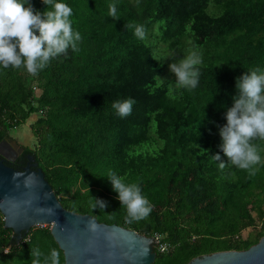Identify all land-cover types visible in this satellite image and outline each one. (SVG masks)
<instances>
[{
  "label": "trees",
  "instance_id": "16d2710c",
  "mask_svg": "<svg viewBox=\"0 0 264 264\" xmlns=\"http://www.w3.org/2000/svg\"><path fill=\"white\" fill-rule=\"evenodd\" d=\"M63 2L81 34L79 50L69 48L36 75L0 65V142L36 116L31 128L37 142L25 152L35 156L63 205L161 235L170 249L158 251L153 264H188L205 253L257 243L264 236V140L252 141L262 158L254 176L232 165L221 170L211 155L227 159L219 128L234 103L236 78L264 70V0ZM211 2L218 13L209 11ZM30 3L50 10L43 0ZM110 4L119 20L109 16ZM135 25L145 27L144 40L134 35ZM152 38L180 56L200 55L195 89L177 87L175 76L159 81L162 55ZM129 97L136 101L132 114L121 118L112 103ZM23 159L25 153L6 163L22 169ZM109 171L140 185L153 206L147 218H128ZM95 198L109 206L94 207ZM12 236L0 211V264H32L37 248L41 264L52 249L65 264L50 225L34 226L21 243Z\"/></svg>",
  "mask_w": 264,
  "mask_h": 264
},
{
  "label": "clouds",
  "instance_id": "9594fccd",
  "mask_svg": "<svg viewBox=\"0 0 264 264\" xmlns=\"http://www.w3.org/2000/svg\"><path fill=\"white\" fill-rule=\"evenodd\" d=\"M50 10L40 12L34 8L30 0H0V65L4 68H25L28 73L36 75L50 61L60 55H66L69 48L78 51L81 40L79 31L72 27V8L63 0H43ZM27 5V6H26ZM109 16L115 20L116 4L109 5ZM132 27V25H125ZM134 35L139 40L146 38L143 25H135ZM202 63L196 51L190 52L179 61L169 64V70L176 77L177 87L195 89L199 84L200 71L197 67ZM237 94L233 97V105L228 108L225 116L227 123L219 128L222 143L219 145L227 159H222L220 152L211 155L218 162L219 169L226 165L248 170L256 175L255 167L262 162L260 150L252 143L264 140V70L250 69L236 78ZM135 99L129 97L116 100L112 108L121 118L132 114ZM206 151V150H205ZM107 178L112 189L118 193L117 199L126 208L128 218L139 221L147 218L153 210L150 201L142 194L137 183H125L124 179L113 171ZM101 210L107 208L108 202L95 198ZM91 230L96 224L89 221ZM30 255L34 257L32 264H41V251L34 249ZM60 264V254L52 249L45 264Z\"/></svg>",
  "mask_w": 264,
  "mask_h": 264
},
{
  "label": "water",
  "instance_id": "95a60500",
  "mask_svg": "<svg viewBox=\"0 0 264 264\" xmlns=\"http://www.w3.org/2000/svg\"><path fill=\"white\" fill-rule=\"evenodd\" d=\"M22 151L17 141L0 143V154L11 161ZM0 211L17 243L34 226L50 225L65 264H153L157 258L155 235L66 208L32 154L24 169L0 159ZM90 220L96 224L95 231L89 227ZM188 264H264V236L247 249L205 253Z\"/></svg>",
  "mask_w": 264,
  "mask_h": 264
},
{
  "label": "rangeland",
  "instance_id": "374dc122",
  "mask_svg": "<svg viewBox=\"0 0 264 264\" xmlns=\"http://www.w3.org/2000/svg\"><path fill=\"white\" fill-rule=\"evenodd\" d=\"M209 11L212 14H216L218 13V9L216 7H214V3L211 2L209 5ZM164 24V21H160L157 22L155 25V29L157 31H160V24ZM156 39L152 38L151 41H155ZM158 41V40H157ZM157 41H155V45L154 48V52L156 53V55L161 56L162 59V72L159 76V81L161 83H163L166 80H170L172 79L175 75L170 72L169 70V64L171 62L174 61H179L180 59H183L185 56H187L188 54H186V52L184 51L183 54L180 56L179 52H170L169 50H166V45L164 43H158ZM36 119V116H32L26 123L21 124L19 127H17L16 129L11 130V135L13 137V142L15 141H20L21 143H24L27 146H34L35 143L37 142V139L32 131L31 128V124L32 121ZM250 229L244 231V236H248V232Z\"/></svg>",
  "mask_w": 264,
  "mask_h": 264
},
{
  "label": "flooded vegetation",
  "instance_id": "af4514ba",
  "mask_svg": "<svg viewBox=\"0 0 264 264\" xmlns=\"http://www.w3.org/2000/svg\"><path fill=\"white\" fill-rule=\"evenodd\" d=\"M3 140H7L9 143H12L13 137H12V135H9L7 138H5V139H3ZM3 140H2V141H3ZM2 141H1V142H2ZM1 142H0V143H1ZM17 142H19L20 146H23V151L20 152V153L18 154V156L15 158V160L12 161V162H15L16 160H18V159L21 157V154L25 153L27 159H23V164H22V166H21L22 169H24V167L29 163V156H30L31 154L28 153V152H25V149H26L27 145H25L24 143H21L20 141H17ZM0 159H5L6 162H7V161H11V160L5 158V156H3V155H1V154H0Z\"/></svg>",
  "mask_w": 264,
  "mask_h": 264
},
{
  "label": "built area",
  "instance_id": "2783aa9c",
  "mask_svg": "<svg viewBox=\"0 0 264 264\" xmlns=\"http://www.w3.org/2000/svg\"><path fill=\"white\" fill-rule=\"evenodd\" d=\"M155 236L158 239V243L156 245L157 252L159 251V252L163 253V252L168 251L170 249V244L168 242L162 240L163 237L161 235L155 234ZM6 251H8V249H6Z\"/></svg>",
  "mask_w": 264,
  "mask_h": 264
}]
</instances>
